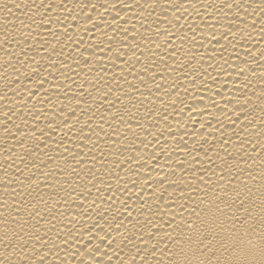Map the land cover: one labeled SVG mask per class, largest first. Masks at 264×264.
<instances>
[{"label": "bare ground", "instance_id": "1", "mask_svg": "<svg viewBox=\"0 0 264 264\" xmlns=\"http://www.w3.org/2000/svg\"><path fill=\"white\" fill-rule=\"evenodd\" d=\"M264 0H0V264H259Z\"/></svg>", "mask_w": 264, "mask_h": 264}, {"label": "snow or ice", "instance_id": "2", "mask_svg": "<svg viewBox=\"0 0 264 264\" xmlns=\"http://www.w3.org/2000/svg\"><path fill=\"white\" fill-rule=\"evenodd\" d=\"M259 264H264V249H261Z\"/></svg>", "mask_w": 264, "mask_h": 264}]
</instances>
